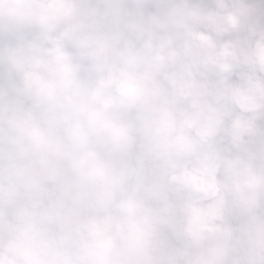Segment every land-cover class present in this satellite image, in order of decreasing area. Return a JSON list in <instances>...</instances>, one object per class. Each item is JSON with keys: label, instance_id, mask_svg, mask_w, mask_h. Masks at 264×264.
I'll return each mask as SVG.
<instances>
[{"label": "clouds", "instance_id": "9594fccd", "mask_svg": "<svg viewBox=\"0 0 264 264\" xmlns=\"http://www.w3.org/2000/svg\"><path fill=\"white\" fill-rule=\"evenodd\" d=\"M0 264H264V0H0Z\"/></svg>", "mask_w": 264, "mask_h": 264}]
</instances>
